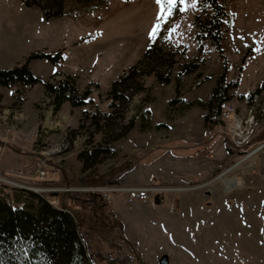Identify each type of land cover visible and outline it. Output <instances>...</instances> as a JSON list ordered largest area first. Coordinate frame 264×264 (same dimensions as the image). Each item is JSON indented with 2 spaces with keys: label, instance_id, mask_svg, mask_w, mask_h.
<instances>
[{
  "label": "rangeland",
  "instance_id": "374dc122",
  "mask_svg": "<svg viewBox=\"0 0 264 264\" xmlns=\"http://www.w3.org/2000/svg\"><path fill=\"white\" fill-rule=\"evenodd\" d=\"M98 2L85 8L68 0L63 16L46 19L41 8L23 0H0V69L21 66L34 53L52 56L30 60L41 82L0 85L1 163L11 166L23 156L35 160L25 163L32 168L47 158L48 180L58 179L59 187L82 184L77 154L104 144L93 115L112 113L111 126H106L111 135L134 119L133 129L110 144L111 152L101 157L96 170L130 167L117 183L162 186L164 202L127 204L113 195L108 211L122 227L102 231L97 226L92 233L96 263L160 264L167 254L170 264H264V150L256 160L235 156L224 112L226 105L235 104L248 115L244 100L252 93L260 94L258 108H264V0H226L231 26L224 31V56L209 40L201 45L196 37V16L203 14L200 0L194 9L177 11L161 31L181 52L171 81L147 76L143 91L126 93L127 105L114 108L109 91L146 52L159 7L156 0H108L90 7ZM171 28L176 31L169 39ZM196 58L198 69L180 75L181 64ZM224 65L230 87L216 113L204 104ZM68 75L81 92L89 90L87 103L74 107L66 101L57 109L44 83L56 84ZM14 168L2 166V171L14 181L39 185L29 174H14ZM191 177L197 181L184 179ZM225 180L242 185L227 191ZM47 183L54 182L41 185L50 187ZM207 189L212 197L206 196ZM73 195L63 196L71 198L70 211L77 209Z\"/></svg>",
  "mask_w": 264,
  "mask_h": 264
},
{
  "label": "trees",
  "instance_id": "16d2710c",
  "mask_svg": "<svg viewBox=\"0 0 264 264\" xmlns=\"http://www.w3.org/2000/svg\"><path fill=\"white\" fill-rule=\"evenodd\" d=\"M23 1L29 7L41 8L44 17L51 19L65 14L68 0ZM78 1L87 8L86 6L95 0ZM107 2L108 0H99L94 7H90L99 8ZM225 2L226 0H200L203 14H198L195 20L198 41L203 45L209 40L217 46L222 56H224L222 47L224 31L231 26V16ZM180 54V49L170 44L167 36L160 32L155 42L150 41L138 63L114 81L109 91V98L113 100L111 107H116L117 103L127 105L129 97L126 93L143 91L145 89L143 81L147 76L154 75L158 82L169 83L173 70L180 63ZM41 57L52 58L47 53H34L21 66L0 69V85L10 86L15 83L34 85L41 82L42 80L36 77L29 67L31 59ZM199 65V58L181 64L180 75L185 76L195 72ZM226 75L227 66L224 65L223 73L208 103L204 104L209 111L219 113L227 100L226 94L230 83H227ZM44 84L46 93L52 96L53 104L57 109L66 101H70L74 107L87 103L89 90L81 92L72 76L68 75L56 84L51 82ZM101 116L93 115L92 118L97 133L104 135V144L91 150L84 149L77 154L82 164L83 175L80 183L83 184L117 183L123 172L131 169L116 168L106 173L96 170L102 163L101 157L111 152L110 144L124 137L135 125V120L131 119L123 126L120 133L111 135L106 126H111L108 121L113 116L112 113H103ZM209 116L208 113L206 118ZM48 199V194H38L25 188L11 187L8 192L0 191V264H97L92 233L98 229L97 226L102 231L111 230V227H122V222L109 212V204L104 201L91 204L84 198L73 195L72 201L77 209L70 211L65 207L53 206Z\"/></svg>",
  "mask_w": 264,
  "mask_h": 264
},
{
  "label": "built area",
  "instance_id": "2783aa9c",
  "mask_svg": "<svg viewBox=\"0 0 264 264\" xmlns=\"http://www.w3.org/2000/svg\"><path fill=\"white\" fill-rule=\"evenodd\" d=\"M250 105V114L242 115L237 109V105L228 104L224 107V112L229 116L230 122L226 130V137L230 143V147L234 151L235 156H241V161H246L250 158L256 160V156L264 150V124L261 128H250L251 109L257 106L258 96L254 93L247 96ZM4 148L0 144V191L8 192L11 187L21 188V186H33L44 190L50 198L62 205V208H69L70 199L63 198L65 194H75L83 197L91 204H97L98 201L112 203L113 195H120L127 204H142L146 205L153 200L154 195L165 188L159 185H126L121 183L111 184H67L65 186L44 187L41 184L48 180L47 158L41 157L36 164L29 168L25 164L21 167L14 168L13 173L21 176L30 175L39 181V185L32 181L29 184L13 180L7 173L2 171L1 155ZM254 163V162H253ZM252 164V163H251ZM257 165V162L255 161ZM254 164V165H255ZM253 165V164H252ZM82 185V186H77ZM86 185V186H85ZM90 185V186H88Z\"/></svg>",
  "mask_w": 264,
  "mask_h": 264
},
{
  "label": "snow or ice",
  "instance_id": "6c2138e0",
  "mask_svg": "<svg viewBox=\"0 0 264 264\" xmlns=\"http://www.w3.org/2000/svg\"><path fill=\"white\" fill-rule=\"evenodd\" d=\"M159 7V13L157 16V23L154 25L150 32L149 39L155 42L160 32L164 30L165 25L170 24L172 17L176 12H185L190 8L196 7V0H156ZM176 31V28L169 30V39L172 34Z\"/></svg>",
  "mask_w": 264,
  "mask_h": 264
},
{
  "label": "bare ground",
  "instance_id": "6f19581e",
  "mask_svg": "<svg viewBox=\"0 0 264 264\" xmlns=\"http://www.w3.org/2000/svg\"><path fill=\"white\" fill-rule=\"evenodd\" d=\"M254 96H258V100L261 98L259 93H254ZM243 107L245 109L244 112L245 113L247 112L248 115H249L250 114V105H249L248 99L244 100V106ZM251 118H252V121H250V128H261L263 126V124H264V108L263 109L258 108V101H257V106H255V107H253L251 109ZM225 182H226V186H227V191H230L234 187H237L239 185H242V183L240 181H236L235 182V181L225 180ZM30 187L31 188H35L33 186H30ZM30 187L21 186V188H25V189H29ZM29 190H31V189H29ZM32 191H33V189H32ZM34 192H36L38 194H47L44 190L38 189V188H35ZM48 201L53 206H55L57 208H60L59 206H62V205L58 204L57 202L53 201L50 198V196H49Z\"/></svg>",
  "mask_w": 264,
  "mask_h": 264
},
{
  "label": "water",
  "instance_id": "95a60500",
  "mask_svg": "<svg viewBox=\"0 0 264 264\" xmlns=\"http://www.w3.org/2000/svg\"><path fill=\"white\" fill-rule=\"evenodd\" d=\"M190 182H195L197 181L196 178L191 177V178H184ZM206 196L212 197L213 193L211 189H207L205 191ZM153 202L155 205L161 206L164 202V193L162 191L157 192L154 197H153ZM209 205L212 204V202H208ZM160 264H170V258L167 254L163 255L161 259L159 260Z\"/></svg>",
  "mask_w": 264,
  "mask_h": 264
},
{
  "label": "crops",
  "instance_id": "0c3cea01",
  "mask_svg": "<svg viewBox=\"0 0 264 264\" xmlns=\"http://www.w3.org/2000/svg\"><path fill=\"white\" fill-rule=\"evenodd\" d=\"M3 153V152H2ZM28 157H23V156H21V157H18L17 158V161H19L18 163H16V164H14V165H11V166H6V165H4L3 163H1L2 164V166H3V168L4 169H11V168H14V167H16V166H19L20 164H25V163H27L28 165H31V164H33L34 162H35V160L32 158V160H30V161H27L26 159H27ZM26 179V178H25ZM58 179H53V180H47V181H53L54 183H47V184H50L51 186H59L60 185V183H58V181H57ZM142 185V184H141Z\"/></svg>",
  "mask_w": 264,
  "mask_h": 264
}]
</instances>
